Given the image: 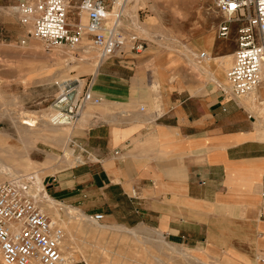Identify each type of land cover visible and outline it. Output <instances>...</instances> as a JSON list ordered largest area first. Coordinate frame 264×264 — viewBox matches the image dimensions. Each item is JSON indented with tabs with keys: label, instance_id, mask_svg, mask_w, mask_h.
Here are the masks:
<instances>
[{
	"label": "crops",
	"instance_id": "crops-1",
	"mask_svg": "<svg viewBox=\"0 0 264 264\" xmlns=\"http://www.w3.org/2000/svg\"><path fill=\"white\" fill-rule=\"evenodd\" d=\"M138 55L98 67L91 91L102 102L73 129L98 163L65 170L47 193L111 227L140 226L161 239L155 264H264V87L247 105L222 99L223 84L213 83L208 98L186 94L187 83L162 91L149 111V86L129 72Z\"/></svg>",
	"mask_w": 264,
	"mask_h": 264
},
{
	"label": "rangeland",
	"instance_id": "rangeland-1",
	"mask_svg": "<svg viewBox=\"0 0 264 264\" xmlns=\"http://www.w3.org/2000/svg\"><path fill=\"white\" fill-rule=\"evenodd\" d=\"M31 3L32 0H0V159L15 174H0V182L18 175H36L39 189L45 188L52 198L47 186H57L56 180L69 172L65 170L81 167L86 159L78 152L72 153L69 142L75 140L74 128L55 126L51 130L48 123L55 115L50 109L51 101L66 82L77 80L81 85L89 82L100 61L98 52L92 48L71 53L27 38L30 23L23 25L20 20L24 16L23 7ZM75 6L71 3L69 9L71 22L78 21ZM124 14L125 32L135 33L146 43L145 50L130 66L132 70H128L149 86L146 91L149 111L159 102L162 91L184 90L187 83H193L186 94L210 98L217 93L210 78L225 83L237 33L233 25L227 39L217 37L220 19L214 0H127ZM80 19L82 24L86 22L85 15ZM205 35L212 39V51L211 39ZM198 42H202L204 49L198 48ZM201 52L208 61L201 62ZM145 56L150 58L140 60ZM200 89L206 90L198 92ZM259 96L264 98V89ZM242 102L249 105L247 98ZM96 109L87 106L80 119ZM23 118L32 120L34 126L29 133L21 125ZM258 130L264 135L260 124ZM59 203L61 206H55L59 217L55 218L61 220L65 232L64 264H155L159 252L153 234H142L140 226L126 229L111 227L105 221L70 219L63 207L79 208ZM45 208L49 213L53 211V207L45 205Z\"/></svg>",
	"mask_w": 264,
	"mask_h": 264
},
{
	"label": "built area",
	"instance_id": "built-area-1",
	"mask_svg": "<svg viewBox=\"0 0 264 264\" xmlns=\"http://www.w3.org/2000/svg\"><path fill=\"white\" fill-rule=\"evenodd\" d=\"M127 0H80L75 4L77 22L68 18L72 0H32L22 9L21 24L30 23L27 38L51 49L71 53L88 47L98 52L99 66L125 54L138 55L146 48L144 39L128 34L121 20ZM220 19L217 37L228 38L236 27V49L225 83L218 86L222 99L239 100L255 92L261 84L264 63V0H214ZM86 22L81 23V16ZM83 43H86L84 46ZM200 59L206 57L199 55ZM92 79L66 82L51 101L57 125L74 128L87 106L100 105L102 99L91 91ZM142 110V109H141ZM264 126V113L260 118ZM69 145L86 159L98 163L92 152L76 140ZM81 158V157H79ZM43 193V194H42ZM33 175H18L0 182V262L1 264H64L65 232L60 219L45 208ZM100 222L101 214L87 216Z\"/></svg>",
	"mask_w": 264,
	"mask_h": 264
},
{
	"label": "bare ground",
	"instance_id": "bare-ground-1",
	"mask_svg": "<svg viewBox=\"0 0 264 264\" xmlns=\"http://www.w3.org/2000/svg\"><path fill=\"white\" fill-rule=\"evenodd\" d=\"M177 5V4H176ZM178 9H179V7H178ZM12 11H17V9H12ZM205 44H207L206 43V41H205ZM185 55V54H184ZM194 55V54H193ZM227 57H229V55L228 56H221L220 57V59H224V58H227ZM209 59L207 58V57H205V58H203L202 59V62H206V61H208ZM195 65V64H194ZM196 66V65H195ZM198 67V66H197ZM202 67L203 66H199V68H201L202 69ZM97 69H98V64L94 67V69H93V73H94V75H95V73L97 72ZM211 79V81L214 83L215 82V84L217 85V84H219L217 81H216V79H212V78H210ZM260 87H264V63L262 64V66H261V84H260V86H259V88ZM259 88H257V89H259ZM257 91H255V92H253L252 93V95L250 94L249 96H247V99L248 100H250V99H254V97H255V93H256ZM262 100V102H264V98H262L261 99ZM250 105H252V104H250ZM54 117H55V115L52 117V119L50 120V122L48 123L49 125H50V128H51V130H55L56 129V127L55 126H60V125H57L55 122H54ZM85 120V119H84ZM83 124V123H82ZM21 125H23L24 126V132L25 133H29L30 131H31V127H33L34 125L32 124V120L31 119H29V118H23L22 120H21ZM57 131V130H56ZM0 152H1V150H0ZM12 171H14L13 169H11V167H9V166H7V165H5V163H3V161H1V159H0V174H9L10 176L12 175ZM14 174V173H13ZM15 175V174H14ZM14 175H12V176H14ZM33 178H34V183L36 184V186L38 187V189H39V180L37 179V177H36V175H34L33 176ZM40 199H41V201H42V203L44 202V204L46 205V206H50V207H53V211L51 212L52 213V215L54 216V217H59V213H58V209H55V206L57 205L58 206V204L60 205V203L58 202V201H56V200H54V199H52L50 196H48L46 193H44V195L43 196H41L40 197ZM61 206V205H60ZM64 208V212H65V214L70 218V219H76V220H79V221H82V220H87L88 218L87 217H85L79 210H77V209H70V207H63ZM89 220V219H88ZM93 222V221H92ZM158 232V231H157ZM159 233V232H158ZM158 233H156V236H158L159 234ZM159 237V236H158ZM161 237V236H160ZM159 237V238H160ZM152 240H153V242H155L156 244H157V246H159L160 244H158V243H161L162 244V242L163 241H160L161 239H159V240H157V239H154L153 237H152ZM165 244H167V243H165ZM164 244V245H165ZM163 245V246H164ZM169 245V247L171 246L170 244H167V246ZM161 246V245H160ZM154 247V246H153ZM156 247V246H155ZM154 247V248H155ZM158 248V247H157ZM159 248H162V247H159ZM171 249H172V251H175V247L174 248H172V247H170ZM174 249V250H173ZM177 251V250H176ZM175 253V252H174ZM182 255V254H181ZM185 255V254H184ZM188 256V255H187ZM185 258V257H184Z\"/></svg>",
	"mask_w": 264,
	"mask_h": 264
}]
</instances>
